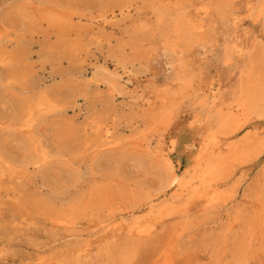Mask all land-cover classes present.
I'll return each instance as SVG.
<instances>
[{
	"label": "rangeland",
	"instance_id": "obj_1",
	"mask_svg": "<svg viewBox=\"0 0 264 264\" xmlns=\"http://www.w3.org/2000/svg\"><path fill=\"white\" fill-rule=\"evenodd\" d=\"M248 1L0 0V264H154L168 237L174 264H264V15ZM128 6L135 26H105ZM211 137L202 171L223 195L203 212L184 184ZM137 218L159 219L148 239L110 232ZM106 233L104 255L84 250Z\"/></svg>",
	"mask_w": 264,
	"mask_h": 264
},
{
	"label": "bare ground",
	"instance_id": "obj_2",
	"mask_svg": "<svg viewBox=\"0 0 264 264\" xmlns=\"http://www.w3.org/2000/svg\"><path fill=\"white\" fill-rule=\"evenodd\" d=\"M211 6L212 5H210L209 7L205 6L206 8L204 6H202V8L204 7V10L202 12L198 13V15H202V17H200L202 19L201 20L202 24H203L204 18H212L213 17V6L212 7ZM214 8H216V7H214ZM217 8H219V6ZM121 15H122V18L118 21L113 22V21L106 20L104 22L105 26H109L110 28H112L114 30L117 28H120L122 25L128 24V22H130L131 25L135 26L137 23L138 8L134 7L131 9V6H128L125 10H121ZM262 15H264V0H249L248 1V16L251 17V19L255 21L257 18L261 17ZM113 16H115V15H113ZM158 21L161 22L160 20H158ZM201 23L200 24L196 23L194 27L196 29H199L201 26ZM239 25H240V22H237L235 24L234 28L237 30ZM183 62H184L183 59H177L175 68H180L182 66ZM156 74L157 73L154 72L155 76H156ZM132 79H133L132 81H134L137 84L135 89L141 88V89L146 90L148 92H152L151 87L154 84L153 83L154 80L149 78L146 80V83H143L139 76H134ZM206 103L207 102L204 101V105ZM236 108H237L236 109L237 112L240 111L239 105H236ZM228 110H232V108L230 107ZM256 116L260 119L264 118V110L259 111V113H257ZM102 132H104V131H102ZM209 134H211V133H209ZM112 135H113L112 131L107 129V131L105 133L106 138L109 140L112 137ZM212 139H213V137L209 138L206 143L203 141L205 144L200 149L197 160L195 159L196 160V166L194 167L193 176L190 178V180H188L184 184V187L187 190V195H188L191 203L196 204L197 202H200L201 203V210H203V212H209V211L217 210L222 203V195H223L220 185L218 183L214 182L212 180V178H210L209 173H205L202 171V165L206 159L205 158L206 156H204V155H206L209 152V150H211L214 147L213 146L214 142L212 141ZM110 142L111 141L109 140L107 142V144H110V145L115 144L114 141L111 143ZM167 163L170 166L171 183L174 184L175 182H177L181 179H179L180 176L178 175L177 168L174 167L170 158H167ZM210 170L211 169H209V171ZM224 210L225 209L222 208L221 211H224ZM120 213H123V212H120ZM159 213H158V215H160ZM114 215H115V212L110 217H113ZM175 215H176V212L169 211L166 214H164V216L159 218L161 220V222H158V223L162 224L165 219H170V218L174 217ZM159 219H157L153 222H140L138 220V218L135 219L134 221L131 220L132 222L131 221L129 222L128 219H125L124 221L122 220L123 222L121 221L123 223L122 225L115 226L114 228L111 229L110 232H114L118 236L121 234V232H132V233H134V235L136 236V238L138 240L148 239L149 237H151L155 233V231L157 229V224H158L157 221ZM111 221L112 222H110V224L112 225L117 220L112 219ZM58 224L62 225V226H72L75 223H73V221H70V219H64L62 221L60 220V222ZM230 224H231L230 226H235V219L234 218L231 219ZM109 235H110V233H106V235L102 239H100L96 244L93 243L94 241L93 242L89 241V243H87L85 245L86 248L84 250L88 251V253L90 255L94 254L96 257L104 255L106 253V250L108 251L109 248L111 247V245H108V244H110L109 238H111L112 236H109ZM177 243H178V239H176V238H172V237L166 238L164 243H162L161 250L159 251V253L157 254V256L155 258L154 264H174L175 262H177L179 260V257H180L179 244H177ZM37 264H61V263H60V261H58V259L55 261L50 259V260H40V261H38Z\"/></svg>",
	"mask_w": 264,
	"mask_h": 264
}]
</instances>
